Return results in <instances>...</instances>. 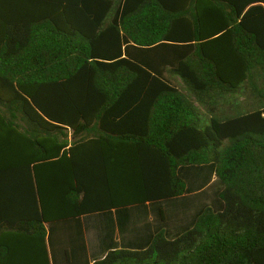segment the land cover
Listing matches in <instances>:
<instances>
[{"label": "trees", "instance_id": "trees-1", "mask_svg": "<svg viewBox=\"0 0 264 264\" xmlns=\"http://www.w3.org/2000/svg\"><path fill=\"white\" fill-rule=\"evenodd\" d=\"M140 96L145 130L116 137L163 158L170 190L149 201L171 212L159 208L148 245L92 264H264V0H0V236L27 239L0 246V260L50 264L56 229L43 225L59 222V176L74 179L62 208L86 211L68 132L115 127L122 99ZM209 165L214 201L184 208L178 170Z\"/></svg>", "mask_w": 264, "mask_h": 264}, {"label": "crops", "instance_id": "crops-1", "mask_svg": "<svg viewBox=\"0 0 264 264\" xmlns=\"http://www.w3.org/2000/svg\"><path fill=\"white\" fill-rule=\"evenodd\" d=\"M191 21L195 20L191 18ZM103 22L105 25L98 35L107 33V26L115 25L117 18L106 17ZM143 103V96L133 100L122 99L123 107L117 108L114 112L118 113H112L110 117L111 121L116 122L113 123L115 127L109 128L110 124L106 122L105 125L104 121L103 128L99 120L96 133L89 129L79 133L68 132L67 140L72 144V167L84 188L78 187L81 193L76 200L83 201L86 211H80L77 204L71 206L75 210L62 208L63 203H67L65 193L74 187V179L70 185L68 180L64 182V178L59 176V222L43 225L46 229H56L54 233L47 230L46 246L50 264H92L94 259L116 246L142 248L148 245L152 233L160 227L159 208H163L165 215L169 216L171 201H149L161 198L154 195L158 184H162L158 179H168L166 165L158 164L163 158L148 154V146L139 147L134 145L135 141L116 137L120 133L129 136L137 130H145L146 114L143 109L137 110ZM198 112L201 114L200 108ZM105 118L108 121L109 118ZM67 159L64 158V163H68ZM153 162L157 166H153ZM182 169L178 170V174L185 181L180 175ZM129 174H135V177L131 183H126ZM162 185L165 191L170 190L168 185ZM187 190L186 183V193ZM4 195H0V199ZM75 211L81 215L74 214ZM4 212L7 215L10 213L7 209ZM26 240L22 235L6 232L0 236V246L14 250L16 247H26ZM0 263L32 264V260L25 255L17 260L12 254L0 260Z\"/></svg>", "mask_w": 264, "mask_h": 264}, {"label": "rangeland", "instance_id": "rangeland-1", "mask_svg": "<svg viewBox=\"0 0 264 264\" xmlns=\"http://www.w3.org/2000/svg\"><path fill=\"white\" fill-rule=\"evenodd\" d=\"M240 102L244 105L247 103L256 102V99H252L248 95L241 96ZM200 112L201 114H199V119L201 127H207L209 124L208 118L206 115H204L201 109ZM180 175L185 179L188 186L186 194V200L188 199V201L181 203L184 208H188L192 203H199L201 205L200 207L203 205L206 206L212 204L215 199V191L218 189V187L221 188L219 183L218 185H215L214 183V167L212 165L204 167H187L181 170ZM201 191L204 192L201 194L202 196L197 195Z\"/></svg>", "mask_w": 264, "mask_h": 264}]
</instances>
